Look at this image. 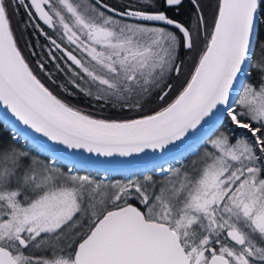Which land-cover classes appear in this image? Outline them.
Returning <instances> with one entry per match:
<instances>
[{"label": "snow or ice", "instance_id": "obj_1", "mask_svg": "<svg viewBox=\"0 0 264 264\" xmlns=\"http://www.w3.org/2000/svg\"><path fill=\"white\" fill-rule=\"evenodd\" d=\"M184 3L0 0V264H264V0Z\"/></svg>", "mask_w": 264, "mask_h": 264}, {"label": "water", "instance_id": "obj_2", "mask_svg": "<svg viewBox=\"0 0 264 264\" xmlns=\"http://www.w3.org/2000/svg\"><path fill=\"white\" fill-rule=\"evenodd\" d=\"M36 151L45 156H52L53 153L43 147L40 143L32 142L30 145ZM74 160L77 170L86 173L101 175H133L138 173L153 171L156 164L162 161L153 160L152 153L134 155L132 157H97L95 154L80 153L77 157L68 158L66 156H57L56 162L63 165H72Z\"/></svg>", "mask_w": 264, "mask_h": 264}, {"label": "trees", "instance_id": "obj_3", "mask_svg": "<svg viewBox=\"0 0 264 264\" xmlns=\"http://www.w3.org/2000/svg\"><path fill=\"white\" fill-rule=\"evenodd\" d=\"M191 10V5L187 2L185 3L184 7L180 9V15L176 16L177 19H187L188 14ZM171 15H175V13L172 11L170 13ZM82 104H87L88 101H81ZM104 115H115L114 112L110 111L109 109L104 110L103 112ZM22 143V141H21ZM38 152V151H37ZM45 156V155H42ZM58 165H63L61 163H58ZM77 170V169H76ZM77 173L79 175H89L92 178L95 179H100L102 181L105 182H112V183H124L127 182L128 180H139L142 179L145 175H154L153 172H144V173H138V174H133V175H101V174H93V173H86V172H82L80 170H77Z\"/></svg>", "mask_w": 264, "mask_h": 264}, {"label": "flooded vegetation", "instance_id": "obj_4", "mask_svg": "<svg viewBox=\"0 0 264 264\" xmlns=\"http://www.w3.org/2000/svg\"><path fill=\"white\" fill-rule=\"evenodd\" d=\"M187 2H188V0H185V3H187ZM185 3H184V5H185ZM171 12H172V11H170L169 14H170ZM170 15H171V14H170Z\"/></svg>", "mask_w": 264, "mask_h": 264}, {"label": "rangeland", "instance_id": "obj_5", "mask_svg": "<svg viewBox=\"0 0 264 264\" xmlns=\"http://www.w3.org/2000/svg\"><path fill=\"white\" fill-rule=\"evenodd\" d=\"M41 41L43 42V38H41ZM105 108L108 109L107 106H105Z\"/></svg>", "mask_w": 264, "mask_h": 264}]
</instances>
